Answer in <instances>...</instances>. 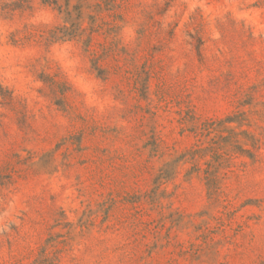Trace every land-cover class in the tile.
I'll return each mask as SVG.
<instances>
[{
	"label": "rangeland",
	"instance_id": "374dc122",
	"mask_svg": "<svg viewBox=\"0 0 264 264\" xmlns=\"http://www.w3.org/2000/svg\"><path fill=\"white\" fill-rule=\"evenodd\" d=\"M0 264H264V0H0Z\"/></svg>",
	"mask_w": 264,
	"mask_h": 264
}]
</instances>
